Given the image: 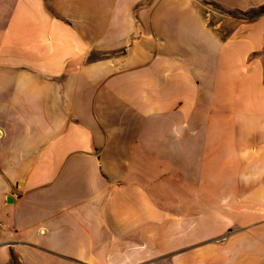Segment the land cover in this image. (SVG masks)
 <instances>
[{
	"label": "crops",
	"instance_id": "0c3cea01",
	"mask_svg": "<svg viewBox=\"0 0 264 264\" xmlns=\"http://www.w3.org/2000/svg\"><path fill=\"white\" fill-rule=\"evenodd\" d=\"M201 12L0 0V264H264V38Z\"/></svg>",
	"mask_w": 264,
	"mask_h": 264
},
{
	"label": "rangeland",
	"instance_id": "374dc122",
	"mask_svg": "<svg viewBox=\"0 0 264 264\" xmlns=\"http://www.w3.org/2000/svg\"><path fill=\"white\" fill-rule=\"evenodd\" d=\"M198 6L202 7V14L207 23L212 27L214 34L219 38L225 39L233 35L240 27L246 30L259 31L264 38V13L257 15V11L264 0H260V4L251 7L257 0H243L245 7H229L215 0H197ZM257 15V16H256ZM264 51V49H263Z\"/></svg>",
	"mask_w": 264,
	"mask_h": 264
},
{
	"label": "trees",
	"instance_id": "16d2710c",
	"mask_svg": "<svg viewBox=\"0 0 264 264\" xmlns=\"http://www.w3.org/2000/svg\"><path fill=\"white\" fill-rule=\"evenodd\" d=\"M256 13H257V15L264 13V5H261V6L259 7V10H258ZM257 15H256V16H257Z\"/></svg>",
	"mask_w": 264,
	"mask_h": 264
},
{
	"label": "built area",
	"instance_id": "2783aa9c",
	"mask_svg": "<svg viewBox=\"0 0 264 264\" xmlns=\"http://www.w3.org/2000/svg\"><path fill=\"white\" fill-rule=\"evenodd\" d=\"M3 225H2V223H0V227H2Z\"/></svg>",
	"mask_w": 264,
	"mask_h": 264
}]
</instances>
